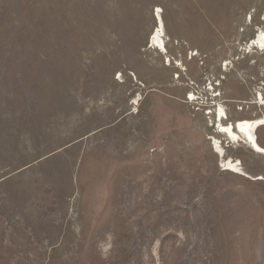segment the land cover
I'll use <instances>...</instances> for the list:
<instances>
[{
  "label": "rangeland",
  "instance_id": "1",
  "mask_svg": "<svg viewBox=\"0 0 264 264\" xmlns=\"http://www.w3.org/2000/svg\"><path fill=\"white\" fill-rule=\"evenodd\" d=\"M260 32L264 0H0V264H264V157L215 113L264 117Z\"/></svg>",
  "mask_w": 264,
  "mask_h": 264
},
{
  "label": "bare ground",
  "instance_id": "2",
  "mask_svg": "<svg viewBox=\"0 0 264 264\" xmlns=\"http://www.w3.org/2000/svg\"><path fill=\"white\" fill-rule=\"evenodd\" d=\"M155 16L157 20V27L150 39L151 48H153L154 50H158L161 54H166V33L164 30L163 21L159 9H157ZM248 47L250 49L254 48L260 51H264V34L262 32L258 33L257 37L251 42L250 45H248ZM169 61L170 59L167 60L168 66L171 65ZM175 66L177 68L179 67L181 71H184L183 65H181V63H176ZM257 96V99L262 100V95L260 93H258ZM189 99L194 100V97L190 95ZM134 104L136 105V100ZM215 113L216 118L218 119V132L225 136V138L229 140L231 144L243 143L248 146V148L252 152L262 155L264 157V148L259 144L257 137V131H259V129L261 128H264V117L240 121L237 122L235 125L227 124L224 126L222 122L228 120V118L223 107L218 105L217 109L215 110ZM213 146L215 149V153L221 156L220 165L223 171H227L238 176H246L243 172V169L240 167V161L237 160L235 162L230 159H222L224 156V149L222 148V145L220 146L218 140L214 139ZM258 179L259 178H256V180Z\"/></svg>",
  "mask_w": 264,
  "mask_h": 264
},
{
  "label": "snow or ice",
  "instance_id": "3",
  "mask_svg": "<svg viewBox=\"0 0 264 264\" xmlns=\"http://www.w3.org/2000/svg\"><path fill=\"white\" fill-rule=\"evenodd\" d=\"M223 130V129H222Z\"/></svg>",
  "mask_w": 264,
  "mask_h": 264
}]
</instances>
